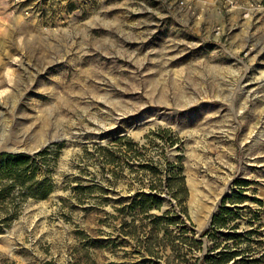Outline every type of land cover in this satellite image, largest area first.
Masks as SVG:
<instances>
[{"label": "rangeland", "instance_id": "obj_1", "mask_svg": "<svg viewBox=\"0 0 264 264\" xmlns=\"http://www.w3.org/2000/svg\"><path fill=\"white\" fill-rule=\"evenodd\" d=\"M259 7L264 0H0V153L50 147L33 180L0 175V190L15 183L0 198V264L141 260L140 239H116L118 204L104 197L147 183L141 166L150 159L183 164L189 219L182 216L197 239L223 198L243 191L244 203H227L242 208L235 229L221 232L255 230L250 254L263 255ZM125 136L140 155L106 165L100 148ZM31 183L48 197H27ZM77 185L94 189L79 196ZM169 208L180 210L167 196ZM95 239L104 241L94 247ZM157 250L160 264H171V247Z\"/></svg>", "mask_w": 264, "mask_h": 264}, {"label": "trees", "instance_id": "obj_2", "mask_svg": "<svg viewBox=\"0 0 264 264\" xmlns=\"http://www.w3.org/2000/svg\"><path fill=\"white\" fill-rule=\"evenodd\" d=\"M116 144L101 147V152L106 159V165H115L117 162L138 157V143L130 137H119L115 140ZM62 144H60L61 146ZM116 146V147H115ZM49 146L40 150L36 155L27 153H0V175L12 176L14 182L30 181L35 178L37 166V158L46 159L49 154ZM148 177V182L143 183L133 193L112 198L105 196V202H114V208L117 214H112L113 220L119 221L120 226L117 229V238L127 242L128 239H140L141 249L138 252H144L141 260L133 264H160L155 257L157 248L160 246H170L173 250V260L171 264H260L264 260V254L258 257L251 255V235L255 230H247L242 233L221 232L222 229L229 231L234 230L236 225H232L233 221L240 216L242 208H231L227 203L231 204L244 203L249 197L241 192H234L233 195L224 197L218 211L213 215L210 226L205 229L200 238H195L194 231L185 225V218L189 219L187 207L185 205L189 191L186 184L185 175L183 173V164L181 162H168L167 165L161 167L158 161L150 159L148 163L141 166ZM117 177V172L112 170ZM1 178V176H0ZM240 187H246L249 183L243 179L235 182ZM15 183H11L0 190V198L8 196L13 192ZM34 183L28 185L29 192L27 197L45 199L48 197L50 190L46 189L43 193H35ZM94 187H74L77 195L93 192ZM130 190V189H129ZM104 193L108 194L104 189ZM170 201H175L180 210L172 209L163 210L166 197ZM262 203V201H258ZM244 208H246L244 206ZM96 209L93 207H85L83 211L90 214ZM153 210L162 211L152 213ZM260 209L254 212V219L259 218ZM1 232V229H0ZM79 234H84L79 231ZM258 234V233H256ZM111 235V234H110ZM108 240L111 238H107ZM211 243L205 254L201 257H194L196 251H201L205 241ZM104 240L95 239L92 241L94 247L100 246V242ZM262 245L263 241H257ZM202 248V249H201ZM192 256V257H191ZM194 259L196 262H191ZM48 264H52L49 261ZM71 264H84L80 259H75ZM92 264H97L94 260ZM109 264H122L111 262Z\"/></svg>", "mask_w": 264, "mask_h": 264}, {"label": "built area", "instance_id": "obj_3", "mask_svg": "<svg viewBox=\"0 0 264 264\" xmlns=\"http://www.w3.org/2000/svg\"><path fill=\"white\" fill-rule=\"evenodd\" d=\"M181 3L184 4V1H181ZM258 10H264V7H259ZM221 30H222V29H221L220 27H218V29H216V33H217V34H220V33H221ZM251 49H252V47H250V50H247L246 53L249 54V53L251 52ZM263 62H264V60H263L261 63H263ZM263 64H264V63H263ZM262 85H264V79H263V81H262Z\"/></svg>", "mask_w": 264, "mask_h": 264}, {"label": "water", "instance_id": "obj_4", "mask_svg": "<svg viewBox=\"0 0 264 264\" xmlns=\"http://www.w3.org/2000/svg\"><path fill=\"white\" fill-rule=\"evenodd\" d=\"M213 215H214V214H212V216H211L210 224H211V222H212Z\"/></svg>", "mask_w": 264, "mask_h": 264}]
</instances>
